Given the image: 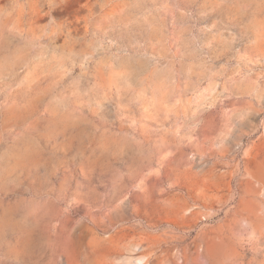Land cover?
<instances>
[{
  "label": "rangeland",
  "instance_id": "374dc122",
  "mask_svg": "<svg viewBox=\"0 0 264 264\" xmlns=\"http://www.w3.org/2000/svg\"><path fill=\"white\" fill-rule=\"evenodd\" d=\"M0 264H264V0H0Z\"/></svg>",
  "mask_w": 264,
  "mask_h": 264
},
{
  "label": "built area",
  "instance_id": "2783aa9c",
  "mask_svg": "<svg viewBox=\"0 0 264 264\" xmlns=\"http://www.w3.org/2000/svg\"><path fill=\"white\" fill-rule=\"evenodd\" d=\"M240 146H241V145H236V146L234 147V151H235V153H238V152L240 151Z\"/></svg>",
  "mask_w": 264,
  "mask_h": 264
}]
</instances>
